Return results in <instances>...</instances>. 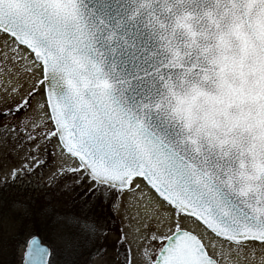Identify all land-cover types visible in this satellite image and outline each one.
Wrapping results in <instances>:
<instances>
[{
	"label": "snow or ice",
	"instance_id": "snow-or-ice-1",
	"mask_svg": "<svg viewBox=\"0 0 264 264\" xmlns=\"http://www.w3.org/2000/svg\"><path fill=\"white\" fill-rule=\"evenodd\" d=\"M0 39V122L47 118L0 160V253L22 236V264H217L209 236L264 245V0H0ZM57 157L75 210L37 212L27 188ZM129 206L155 217L143 236Z\"/></svg>",
	"mask_w": 264,
	"mask_h": 264
},
{
	"label": "rangeland",
	"instance_id": "rangeland-1",
	"mask_svg": "<svg viewBox=\"0 0 264 264\" xmlns=\"http://www.w3.org/2000/svg\"><path fill=\"white\" fill-rule=\"evenodd\" d=\"M3 43V40L0 39V51L3 50ZM6 67L11 71V78L13 80L19 78L23 84L27 86L31 85L33 70H30V63L28 61L18 59L15 62L8 63ZM36 75L42 79V73L40 71H36ZM0 76H6L3 62H0ZM39 99L40 97L38 96L37 100ZM33 103L36 104V101H33ZM46 119L37 107V117L27 125L26 129L17 130L15 124L5 126L0 122V160L7 154L11 155V160H15L17 158L16 152L20 148V144L28 143L27 137L30 132L32 135H39L38 131L34 130V126L36 128L43 127L44 125L41 121ZM24 151L26 152L27 149H24ZM11 160H9V163H11ZM60 163L61 161L57 157L54 164H50L49 167L42 169L41 173L37 176L32 177V184L28 186L27 194L36 198L37 203L34 205V209L37 212L49 202L50 207L57 212L63 213L75 210V206L68 202V197L60 194L63 185L58 184V180L53 178L56 166ZM6 210L15 215L11 208ZM137 211L139 215L132 218L133 213ZM122 214L124 216L123 223L125 230H132L135 233V230L139 229L140 236H143L146 232L144 226L151 224L152 220L155 219L154 215H145L143 207L137 209L129 206ZM37 219H39V216H37ZM119 227L120 221L117 220L106 239L109 257L114 258L115 256V250L112 248V245L117 239L116 230ZM198 231L202 232L201 229ZM139 242L137 241L136 243ZM205 244L208 246L209 253L221 264H260V258L264 256V245H248L241 250L224 242L213 240L210 237L205 239ZM213 244L215 245L214 247ZM252 248L256 250L255 257L251 255ZM24 253L25 247L22 236L19 240L9 239L7 251L0 253V264H22Z\"/></svg>",
	"mask_w": 264,
	"mask_h": 264
},
{
	"label": "flooded vegetation",
	"instance_id": "flooded-vegetation-1",
	"mask_svg": "<svg viewBox=\"0 0 264 264\" xmlns=\"http://www.w3.org/2000/svg\"><path fill=\"white\" fill-rule=\"evenodd\" d=\"M202 231H203V229H201ZM210 237V236H209ZM210 238H212L213 240H216L215 238H213V237H210ZM216 241H219V240H216ZM222 242V241H221ZM256 245H262V244H259V243H256Z\"/></svg>",
	"mask_w": 264,
	"mask_h": 264
},
{
	"label": "water",
	"instance_id": "water-1",
	"mask_svg": "<svg viewBox=\"0 0 264 264\" xmlns=\"http://www.w3.org/2000/svg\"><path fill=\"white\" fill-rule=\"evenodd\" d=\"M26 251V250H25ZM25 255V254H24ZM217 264H219L218 262H217Z\"/></svg>",
	"mask_w": 264,
	"mask_h": 264
},
{
	"label": "bare ground",
	"instance_id": "bare-ground-1",
	"mask_svg": "<svg viewBox=\"0 0 264 264\" xmlns=\"http://www.w3.org/2000/svg\"><path fill=\"white\" fill-rule=\"evenodd\" d=\"M19 76V75H18Z\"/></svg>",
	"mask_w": 264,
	"mask_h": 264
}]
</instances>
